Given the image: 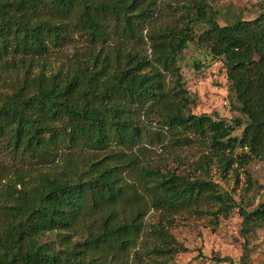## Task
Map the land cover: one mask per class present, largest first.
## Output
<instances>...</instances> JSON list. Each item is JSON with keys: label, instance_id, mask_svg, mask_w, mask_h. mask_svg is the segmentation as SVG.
I'll return each instance as SVG.
<instances>
[{"label": "trees", "instance_id": "obj_1", "mask_svg": "<svg viewBox=\"0 0 264 264\" xmlns=\"http://www.w3.org/2000/svg\"><path fill=\"white\" fill-rule=\"evenodd\" d=\"M207 7L206 0H192L189 10L196 21L206 24L201 44L224 58L228 91L238 102L234 110L246 116L240 137L231 136L232 126L223 120L183 114L170 100L166 75L176 76L180 83L177 60L193 39L190 26L150 29L145 35L151 42L150 55L121 45V39L137 37L139 27L153 13L152 1L0 0V78L8 69L22 71L15 90L0 93V140L14 153L44 161L52 157L48 163L64 147L103 150L111 143L137 144L143 126L132 106L144 110L150 103L164 124L207 135L224 168L251 159L264 162V3L256 18H237L224 25L207 14ZM108 18L114 21L112 27ZM70 25L101 48L86 60L75 57L71 70L47 74L45 64L38 62L40 69L32 72L34 60L70 40ZM114 38L118 42L109 45ZM78 158H66L58 173L39 172L27 184L20 180L19 188L8 186L11 200L0 206L10 215L0 223V264H116L136 241L140 210L148 202L174 209L209 199L220 210L236 207L246 236L264 224V201L251 210L235 203L207 177L204 159L200 166L205 176L193 179L142 166L144 195L107 157ZM130 196L143 203L130 202ZM80 228L85 230L83 241H72L70 232ZM53 231L65 240L62 247L42 240ZM158 231L163 238L158 250H171L166 228ZM213 260L236 264L229 256ZM237 262L253 264L247 250Z\"/></svg>", "mask_w": 264, "mask_h": 264}, {"label": "rangeland", "instance_id": "obj_2", "mask_svg": "<svg viewBox=\"0 0 264 264\" xmlns=\"http://www.w3.org/2000/svg\"><path fill=\"white\" fill-rule=\"evenodd\" d=\"M153 2V13L139 27L136 38L121 39L126 49L136 50L140 54H151V42L145 36L150 29L164 26L184 29L190 26L193 39L187 43L177 60L180 83L176 76L166 75V91L170 100L183 114L207 115L214 120L221 119L232 126L231 136L240 137L245 126L246 116L234 110L238 102L228 91V82L224 58L213 55L206 44H201V35L206 24L196 21L192 10V0H145ZM207 14L220 24L231 23L237 18L250 20L262 12L264 0H206ZM112 27L113 19L108 18ZM73 32L69 41L61 46L52 47L42 59L34 60L32 72L36 73L41 63L45 64L47 74L71 70L75 59L86 60L90 53L101 48L99 43L80 35L71 25ZM117 39V38H116ZM118 41L111 39L113 45ZM103 48V47H102ZM106 51V46L103 48ZM76 57V58H75ZM40 62V64H38ZM21 69L6 70L1 73L0 93L11 94L21 83ZM184 96L186 98H184ZM144 110L137 105L136 119L143 126V136L137 144L116 145L111 143L103 150L86 147L62 148L55 161L37 159L12 152L5 140H0V206L9 203L7 195L9 185L20 187V180L25 184L31 182L34 174L48 171L58 173L66 158H85L98 160L107 157L116 163L125 179L134 184L143 193L139 170L142 166L158 167L184 175L188 178L204 177L202 159L209 166L212 180L218 183L221 192L232 196L235 203L241 202L246 210H251L259 202L264 201V162L251 159L239 166L234 163L224 168L218 155L210 145L207 135L201 136L182 126H171L162 122L159 112L153 110L150 103ZM147 112V114H146ZM217 113V115H214ZM238 119L242 122L238 124ZM240 150H237L239 153ZM13 192V190H12ZM129 194L131 192L128 191ZM130 202L142 204L130 196ZM132 211L135 208L129 207ZM126 216L129 212L125 211ZM10 218L7 211L0 208V223ZM141 227L134 244L117 258L116 264H228L215 262L214 256H229L236 264L242 253L247 250L253 264H264V224L255 227L252 235L242 233V217L233 210H220L212 200L201 202L198 206H183L166 209L146 203L140 210ZM165 227L170 235L169 251L163 248V238L159 227ZM72 241H83L85 230L70 232ZM43 241L56 247H62L55 231L46 233ZM114 252V249H110Z\"/></svg>", "mask_w": 264, "mask_h": 264}]
</instances>
